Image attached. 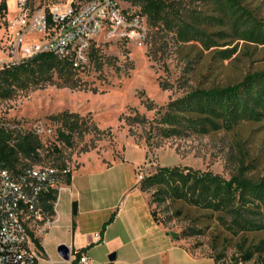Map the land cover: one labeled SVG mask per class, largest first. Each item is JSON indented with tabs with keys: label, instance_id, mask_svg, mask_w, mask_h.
Here are the masks:
<instances>
[{
	"label": "rangeland",
	"instance_id": "374dc122",
	"mask_svg": "<svg viewBox=\"0 0 264 264\" xmlns=\"http://www.w3.org/2000/svg\"><path fill=\"white\" fill-rule=\"evenodd\" d=\"M6 1L7 15L0 20V63L7 60V26L20 7V0ZM67 1L28 0L26 4L35 9ZM119 1L128 11L139 12L140 7L133 0ZM168 1L180 9L186 22H190L189 15L200 16L198 29L211 39L209 47L197 37L185 39L178 31L154 27L147 19L142 46L118 36L101 34L96 37L93 45L99 49L102 62L100 66L88 62L79 72L86 82L83 87L47 84L19 91L8 99L0 98V125L29 126L42 122L54 127L49 122L50 116L71 111L82 115L90 113L98 128L107 131L94 149L82 152L84 139H79L73 147L64 148L58 159L71 169L73 180L59 190L55 206L59 218L53 228L59 237L46 242L50 258L47 264H67L57 251L59 245L65 244L58 243L60 240L68 243L71 233L66 232L67 225L76 221L82 233L84 229L100 227V211L84 212V189L86 193L114 188L122 191L139 181L140 175L151 174L161 165L210 170L228 179L236 167V142L242 143L248 153L246 174L254 179L264 178V121H242L228 132L154 136L146 141L149 123L155 122L156 108L193 88L235 83L249 72L264 71V43L239 39L206 0ZM240 1L255 17L257 25L264 29V0ZM146 101L152 102L154 109H147ZM135 113L147 121L134 124L131 135L121 116ZM92 135H87L85 140ZM232 149L233 155H230ZM74 204L76 213H73ZM156 206L154 202L152 208L168 229L177 233L176 238L190 226L204 228L202 234L180 239L192 252L242 259L246 249L264 239V230L233 231L228 225L229 218L217 212L207 216L204 213L209 211L180 201ZM78 243L75 242V246ZM105 251L101 247L95 249L97 255L106 257L110 263ZM263 258L264 251L254 250L251 258L244 260L249 264H262Z\"/></svg>",
	"mask_w": 264,
	"mask_h": 264
},
{
	"label": "trees",
	"instance_id": "16d2710c",
	"mask_svg": "<svg viewBox=\"0 0 264 264\" xmlns=\"http://www.w3.org/2000/svg\"><path fill=\"white\" fill-rule=\"evenodd\" d=\"M133 1L139 5V13L146 15L154 27L178 31L185 39L197 37L205 47L211 45V39L198 29L201 20L198 14L189 15L190 22H186L180 9L168 0ZM206 1L239 39L264 43V29L257 25L255 17L240 0ZM7 11V1L0 0V20L6 17ZM88 57L90 63L101 65V54L93 44ZM80 71L73 68L68 60L58 59L51 52H39L17 64H4L0 67V98L8 99L19 91L47 84L81 88L86 82L78 75ZM144 103L147 109H154L152 102ZM155 113V122L149 123L150 132H146L148 142L154 136H188L220 130L228 132L242 121H264V71L249 72L235 83L193 88L156 108ZM121 117L128 125L131 135L134 134V124L147 121L137 113ZM49 122L54 129L48 137L31 130L17 129L16 125L1 124L0 160L3 165L14 173L23 167L40 163L65 169L66 164L58 160L64 148H71L77 140L84 139L80 150L90 151L107 133L98 128L90 113L82 115L62 111L50 116ZM92 133L93 135L85 140V137ZM234 154L237 155L236 167L228 179L210 170L201 171L185 165H161L153 173L143 176L139 180V188L149 193L148 202L153 219L164 224L152 208L154 202L158 206L167 201H180L209 211L204 215L210 216L211 213L217 212L222 217L229 218L227 222L233 231L264 230V178L254 179L246 174L248 167L245 159L248 153L242 143L236 142ZM230 155H233V149ZM71 179L72 174L68 172L64 183L70 184ZM57 195V190H54L44 199V206L52 215L55 214ZM114 216L115 211L105 221L100 235ZM203 231L204 228L193 225L184 229L180 238L175 239L196 236ZM35 241L39 245L37 238ZM254 250L264 251V239L254 247L246 249L242 259H250ZM210 256L214 257L215 262L222 258L219 255ZM72 264H75V261Z\"/></svg>",
	"mask_w": 264,
	"mask_h": 264
},
{
	"label": "built area",
	"instance_id": "2783aa9c",
	"mask_svg": "<svg viewBox=\"0 0 264 264\" xmlns=\"http://www.w3.org/2000/svg\"><path fill=\"white\" fill-rule=\"evenodd\" d=\"M146 31L147 16L128 11L119 0H69L35 9L20 0L19 10L6 29L7 60L0 67L17 64L39 52H51L58 59L68 60L73 68L83 70L89 62L90 47L99 35L118 36L142 46ZM16 128L38 135H51L54 129L42 122L16 124ZM68 172V167L31 165L14 173L0 160V264H38L42 235L55 223L44 199L54 190L59 194ZM99 235L95 234L96 241ZM70 255L75 264L91 263L86 249L70 248ZM109 264L129 263L114 260ZM215 264L249 263L222 257Z\"/></svg>",
	"mask_w": 264,
	"mask_h": 264
},
{
	"label": "crops",
	"instance_id": "0c3cea01",
	"mask_svg": "<svg viewBox=\"0 0 264 264\" xmlns=\"http://www.w3.org/2000/svg\"><path fill=\"white\" fill-rule=\"evenodd\" d=\"M72 180L73 175L71 183ZM86 191L84 189V212L100 211V227L84 229L82 233L81 227L75 221L66 227V232L71 233L68 243L64 240L58 243L64 242L70 248H87L90 264H109L106 257L96 254L97 247L104 248L108 257L114 253L115 260L129 264H215V259L210 254L192 252L180 239L172 236L166 225L153 219L148 202L149 194L139 188L138 180L122 191H116L115 188L103 192ZM113 211V220L99 235L100 240L96 241L95 234L100 233ZM54 216L56 223L59 218L56 210ZM55 223L42 235L38 264H47L50 261L46 242L59 237L57 230H53ZM75 242L79 243L75 246ZM66 262L72 264L73 257L70 255Z\"/></svg>",
	"mask_w": 264,
	"mask_h": 264
},
{
	"label": "water",
	"instance_id": "95a60500",
	"mask_svg": "<svg viewBox=\"0 0 264 264\" xmlns=\"http://www.w3.org/2000/svg\"><path fill=\"white\" fill-rule=\"evenodd\" d=\"M77 211V207H76V204L73 205V213H76ZM173 237H176L177 233L176 232H172L171 233ZM58 250V254L65 260H68L70 258V247L65 245V244H61L58 246L57 248ZM116 258H115V254H111L109 256V260L110 262L114 261Z\"/></svg>",
	"mask_w": 264,
	"mask_h": 264
}]
</instances>
